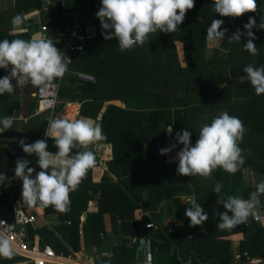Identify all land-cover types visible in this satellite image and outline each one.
Returning <instances> with one entry per match:
<instances>
[{
    "label": "crops",
    "instance_id": "obj_1",
    "mask_svg": "<svg viewBox=\"0 0 264 264\" xmlns=\"http://www.w3.org/2000/svg\"><path fill=\"white\" fill-rule=\"evenodd\" d=\"M97 7L98 1L91 6L96 13ZM41 8L42 0H0V40H27L33 33L40 32L42 24L50 26L51 34L67 25L68 20L60 8L51 14L39 12ZM17 14L27 16L26 30L12 33L11 20ZM114 40H105L101 34L85 52L75 55L63 79L54 82L60 85L54 117L69 120L90 117L102 125L107 140L92 146L97 166L89 170L87 178L70 194L67 213H60L53 207L47 212L50 206L30 207L16 187H2L4 203L9 206L8 217H12L17 206L15 201H19L37 214L35 229L30 230L31 244L49 245L67 261L75 259V264H137L147 258L149 243L154 264H248L249 261L241 259L240 248L247 227L253 223L251 218L248 226L242 224L221 231L216 227L219 220L215 215L211 235L205 229L207 222L203 226H189L185 212L190 199H196V194L190 193V186L196 190L191 179L198 181L208 177L177 173L175 157L183 145L178 144L170 154H160L161 149L176 142L172 139L175 127L171 126L173 131L169 134L167 122L158 117L154 120V115L157 111L173 113L174 102L164 101L162 95L156 93L158 86L151 90L150 82L141 75L126 74L125 69L132 68L130 60L124 57L108 72L99 77L94 75L99 67L91 54L99 44L105 46L104 43H114ZM56 47L62 50L59 43ZM83 72L92 74L95 81L81 80L78 73ZM8 74L0 69V78ZM125 78L130 82L128 85ZM93 84H97L95 88ZM142 84L149 86V94L142 90ZM37 90L29 85L17 89L16 94L0 95V118L7 115L15 118L13 129L0 130V173L6 174L8 179L15 177L19 158L29 159V166L40 171L37 158L27 156L19 146L21 139L28 143L46 139L49 151L58 150L53 139L44 137L51 113L39 110ZM111 94L117 97H110ZM246 171L243 172L245 186L253 188L264 179L248 170L250 179L245 176ZM215 231L219 232L217 238L213 237ZM201 233L203 237H194ZM208 236H212L211 242L200 247L210 245L211 248L201 256L197 247ZM142 238L146 239L144 244L140 243ZM262 260L253 261L264 264Z\"/></svg>",
    "mask_w": 264,
    "mask_h": 264
},
{
    "label": "clouds",
    "instance_id": "obj_2",
    "mask_svg": "<svg viewBox=\"0 0 264 264\" xmlns=\"http://www.w3.org/2000/svg\"><path fill=\"white\" fill-rule=\"evenodd\" d=\"M102 6L97 18L102 26L105 40H117L120 51H130L150 41V36L159 33H175L184 23L186 14L195 6V0H101ZM214 11L221 17H242L246 13H257V0H214ZM27 16L17 14L11 20L12 33L23 32ZM224 20L213 19L207 28L206 41L209 44L226 39L228 29L223 27ZM246 32L237 30L230 37L229 43L243 44V50L252 56L259 55L254 43L258 37L253 29L264 30V16L260 23L255 17H249L244 24ZM70 58H66L56 47L53 39L35 32L27 40H0V69L8 75L0 78V95L16 94L17 89L29 85L42 92L53 86L54 82L69 71ZM245 75L241 83L247 80L257 96L264 95V65L248 64L243 69ZM16 83L13 84L12 81ZM207 119V116H205ZM15 118L11 115L0 118V130L13 129ZM172 133V127H167ZM247 129L243 121L227 111L214 117L210 123H204L196 139L192 142V133L188 130L176 132L175 141L169 147L160 150L161 155L170 154L179 145H183L175 159L178 160L177 173L193 177H210L217 169L235 174L246 163L245 150L240 147ZM45 138H51L55 153L48 150L46 139L28 143L19 141V146L27 156H35L40 171L30 167V160L19 158L16 161L15 178L22 180V199L30 207H53L60 213L70 211V194L78 189L90 169L97 166V157L92 146L107 140L102 125L90 117L75 120L56 118L50 115ZM75 150V151H74ZM250 153V150H249ZM8 177L0 173V186ZM224 185L217 182L213 192L218 195L217 204L226 211L217 213L221 231L232 230L238 225L248 224L250 218L264 225V179L257 182L255 190L245 199L238 195L222 193ZM185 215L190 220V227L203 226L209 215L195 198L190 199ZM231 213V215L229 214ZM14 246L11 238L0 232V256L11 258ZM152 257H147L146 264H151Z\"/></svg>",
    "mask_w": 264,
    "mask_h": 264
},
{
    "label": "trees",
    "instance_id": "obj_3",
    "mask_svg": "<svg viewBox=\"0 0 264 264\" xmlns=\"http://www.w3.org/2000/svg\"><path fill=\"white\" fill-rule=\"evenodd\" d=\"M213 4L214 0H195L194 8L187 12L186 19L179 26L178 31L152 34L150 41L142 47L137 46L133 50L122 52L116 44L117 40H114V43H104L105 46L99 44L91 54V58L99 67L94 71L96 77L111 70L124 57L130 60L132 70L124 68L128 73L141 75L150 82L151 90L158 86L164 101L174 102L173 113L157 111L154 115V120L157 117L163 118L168 126L175 127L172 138L174 140L176 132L188 130L192 133L194 144L201 126L210 123L214 117L224 111L243 121L247 132L240 147L245 150L246 163L241 170L229 174L223 169H217L206 180L191 179L196 190L190 186V193L196 194L197 203L202 205L209 215L205 229L210 235L213 217L216 215L218 221L217 213L226 211L223 205L220 208L217 204L218 195L213 192L215 184L223 183L222 193L247 199L255 187L245 186L243 172L249 170L257 178L264 177V95L257 96L247 80L243 83L240 81V77L245 75L243 69L246 65H264V30L253 29L255 36L258 37L254 41L259 49L257 56H252L243 50V44L247 43L246 38L240 43H229L228 40L225 42L227 37L238 29L246 32L244 24L248 22L249 17H255L257 23H260L261 16H264V0H257V13H246L238 18L219 16L214 11ZM38 6L40 7V1ZM215 18L224 20L223 27L228 29L226 39L221 44L228 52L222 55L216 49L214 59L209 63L210 60L205 57L207 42L204 34H207L208 25ZM178 45H182L184 50L186 58L184 66L181 63ZM96 85L93 84V87L95 88ZM142 90L147 94L150 93L148 85L142 84ZM142 90L138 92L141 93ZM110 97L117 96L111 94ZM219 105H222L221 110L218 109ZM261 199L263 202L264 197ZM50 208L51 206L47 212L51 211ZM252 221V225L246 229L245 240L241 242L240 251L243 261H253L256 258L264 260V225ZM211 239L212 236H208L201 240L197 247L201 256L206 255L205 252L211 246L207 245L203 248L200 246L211 242Z\"/></svg>",
    "mask_w": 264,
    "mask_h": 264
},
{
    "label": "built area",
    "instance_id": "obj_4",
    "mask_svg": "<svg viewBox=\"0 0 264 264\" xmlns=\"http://www.w3.org/2000/svg\"><path fill=\"white\" fill-rule=\"evenodd\" d=\"M96 1L42 0V8L39 12L51 14L60 8L68 20L67 25L56 34L50 33V26L48 24L41 25L40 33L61 45L62 54L66 58H70L69 67L73 64L77 53L85 52L89 44L97 42L100 38L102 26L100 20L97 18V13L91 8ZM71 3L73 4L72 6ZM78 77L85 81H95V77L92 74L85 72L78 73ZM59 88V83H54L53 86L45 89L43 92L38 88L35 97L39 104V110L49 111L51 115L53 114L59 102ZM9 185L16 187L22 193V180L15 177L10 178L4 182L3 186H0V232L7 234L14 246V255L11 258L0 256V264H75V259L67 261L66 258L59 255L49 245L39 246L31 244L30 230L35 229L34 225L38 219L37 214L27 210L19 201H15L17 206L12 211V217H8L9 206L4 203L5 199L2 194V187H8ZM248 224L244 225L248 226ZM147 254V257L151 255L150 243ZM146 262L147 258L139 261L137 264H146ZM151 264H154L153 259L151 260Z\"/></svg>",
    "mask_w": 264,
    "mask_h": 264
},
{
    "label": "rangeland",
    "instance_id": "obj_5",
    "mask_svg": "<svg viewBox=\"0 0 264 264\" xmlns=\"http://www.w3.org/2000/svg\"><path fill=\"white\" fill-rule=\"evenodd\" d=\"M98 1V7H97V10H99L100 9V7L102 6V4H101V0H97ZM201 24H203V22H201ZM210 25V24H209ZM208 25V26H209ZM205 36L207 35L206 33L204 34ZM207 42V41H206ZM223 42V41H222ZM222 42H217V43H215V44H209L208 42H207V45H206V49H205V57H206V59H209L210 61H209V63L211 62L212 63V59H214V56H215V52L217 51L216 49H218V51H220V54H222V55H226L227 54V52H228V50H225V49H223V47H222ZM216 50V51H215ZM178 51L180 52V58H181V63H182V66H184L185 65V55H184V50L182 49V45H178ZM122 69V68H121ZM124 70V69H123ZM124 72V71H123ZM143 73H144V71H143ZM126 74H128V72H126ZM129 74H131V73H129ZM130 81H131V79H130ZM124 82H125V84L126 85H128L130 82L125 78L124 79ZM206 83V82H205ZM207 86V83L205 84V87ZM161 91L160 90H158L156 93H160ZM218 109H222V105H219L218 106ZM220 111L218 110V113H219ZM245 176L246 177H249L250 179H251V173L250 172H248V171H246L245 172ZM203 181V180H202ZM217 236H219V232H216L215 231V234H214V232H213V237H215V238H217Z\"/></svg>",
    "mask_w": 264,
    "mask_h": 264
},
{
    "label": "water",
    "instance_id": "obj_6",
    "mask_svg": "<svg viewBox=\"0 0 264 264\" xmlns=\"http://www.w3.org/2000/svg\"><path fill=\"white\" fill-rule=\"evenodd\" d=\"M204 236V233H201V234H194V237H203ZM146 242V239L145 238H142L141 240H140V243L141 244H144ZM256 260H257V258H256ZM262 262L264 263V260H262ZM248 264H257L255 261H249V262H247Z\"/></svg>",
    "mask_w": 264,
    "mask_h": 264
}]
</instances>
